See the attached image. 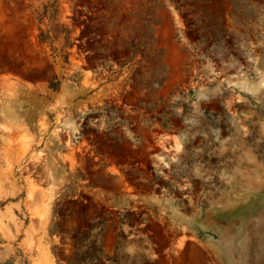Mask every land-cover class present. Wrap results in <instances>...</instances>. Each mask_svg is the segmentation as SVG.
Segmentation results:
<instances>
[{
    "label": "rangeland",
    "instance_id": "rangeland-1",
    "mask_svg": "<svg viewBox=\"0 0 264 264\" xmlns=\"http://www.w3.org/2000/svg\"><path fill=\"white\" fill-rule=\"evenodd\" d=\"M0 264H264V0H0Z\"/></svg>",
    "mask_w": 264,
    "mask_h": 264
},
{
    "label": "flooded vegetation",
    "instance_id": "flooded-vegetation-1",
    "mask_svg": "<svg viewBox=\"0 0 264 264\" xmlns=\"http://www.w3.org/2000/svg\"><path fill=\"white\" fill-rule=\"evenodd\" d=\"M95 133H99L98 130L95 131ZM99 143V141H97ZM85 154V153H83ZM93 153L90 152V153H86L85 155L86 156H90L92 155ZM92 159L94 161H99L97 162V164L95 165V168H98V167H102L103 164L101 163L102 160L99 159L98 156L96 155H93ZM83 171V170H82ZM105 177H109V178H112L113 176L111 175V172H109L108 174L104 175ZM126 177H127V174H126ZM98 183H100V185L94 187L93 189H99L100 191L106 193V194H110V189L108 188V186H111L112 184L109 182V181H106V180H97ZM125 184H126V181H125ZM116 192H118L119 195H121L123 198L127 199V187L124 186V187H121L119 191H115L113 192V196H116ZM133 209L137 210V214H140V215H144L145 213L142 211V209H144L143 206H140V207H134ZM144 222V220H143ZM141 222L140 223V226H144L145 223Z\"/></svg>",
    "mask_w": 264,
    "mask_h": 264
}]
</instances>
